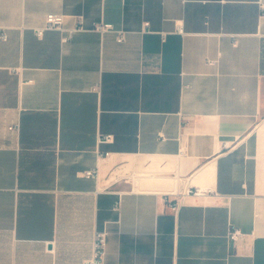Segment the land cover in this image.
Masks as SVG:
<instances>
[{
    "label": "crops",
    "instance_id": "crops-1",
    "mask_svg": "<svg viewBox=\"0 0 264 264\" xmlns=\"http://www.w3.org/2000/svg\"><path fill=\"white\" fill-rule=\"evenodd\" d=\"M100 231L104 264H264V0H0V264Z\"/></svg>",
    "mask_w": 264,
    "mask_h": 264
},
{
    "label": "built area",
    "instance_id": "built-area-1",
    "mask_svg": "<svg viewBox=\"0 0 264 264\" xmlns=\"http://www.w3.org/2000/svg\"><path fill=\"white\" fill-rule=\"evenodd\" d=\"M82 22V20L80 21ZM150 24L149 22L145 23V27H149ZM96 28L102 32H110V31H115L114 30V25L110 23H102L98 24ZM47 30H59V31H64L65 30V15L63 14H58V13H50L46 16V20L44 23V26L38 28L37 34L39 37H42L44 33ZM180 31L183 32V28H180ZM125 31L121 30L118 31V42H123L125 40ZM3 38H6L4 35ZM111 139V136H106L104 140L108 141ZM89 176H92L94 172H88L87 173ZM188 195H196L200 193V190L197 188H189L186 192ZM177 205L174 206L176 208ZM241 236V232L238 230H235L234 232L230 233V238L233 241H237ZM107 247V233L106 232H98L96 234V239H95V245H94V255L91 260L87 262V264H104V254L105 250Z\"/></svg>",
    "mask_w": 264,
    "mask_h": 264
}]
</instances>
